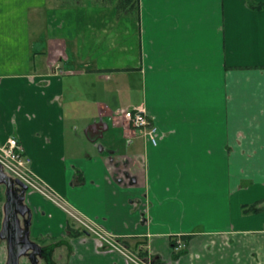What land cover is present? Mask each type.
I'll list each match as a JSON object with an SVG mask.
<instances>
[{"label":"crops","instance_id":"0c3cea01","mask_svg":"<svg viewBox=\"0 0 264 264\" xmlns=\"http://www.w3.org/2000/svg\"><path fill=\"white\" fill-rule=\"evenodd\" d=\"M118 1L0 0V145L16 138L42 183L155 264H264V211L242 213L264 203V8L139 0L120 14ZM132 107L156 146L122 116ZM22 204L34 243L67 242L59 262L127 264L88 233L68 238L40 194Z\"/></svg>","mask_w":264,"mask_h":264},{"label":"built area","instance_id":"2783aa9c","mask_svg":"<svg viewBox=\"0 0 264 264\" xmlns=\"http://www.w3.org/2000/svg\"><path fill=\"white\" fill-rule=\"evenodd\" d=\"M120 112L131 126L147 131V135L153 146L158 144V129L152 123L147 111L143 107L127 108ZM0 167L7 175L21 181L29 190L40 194L61 209L75 225L94 236L99 241L101 248L106 247L117 251L131 264H151L150 261L144 260L129 251L119 242L117 236L108 232L100 223L80 213L68 201L61 198L52 189L42 183L34 175L31 161L27 157L23 146L16 138L10 137L3 145H0ZM172 241L175 252H180L186 247L180 236L174 237Z\"/></svg>","mask_w":264,"mask_h":264},{"label":"water","instance_id":"95a60500","mask_svg":"<svg viewBox=\"0 0 264 264\" xmlns=\"http://www.w3.org/2000/svg\"><path fill=\"white\" fill-rule=\"evenodd\" d=\"M96 131H101V125L95 124L91 126L88 132L91 135L96 133ZM0 180L6 186V196L7 201L4 206V219L2 221V231L0 232V239L6 241V248L8 253V258L6 264H20V260L25 254L32 250L34 253L36 251L40 252L42 248L29 240V232L27 233L28 237L26 238L24 245L21 246V232L22 226L19 219V216L13 207V201L11 200V196L15 188H18L16 191H21V199L24 200L25 194L28 191V187L19 180H15L8 177L3 169L0 167ZM24 215L23 212H21ZM13 228V232L11 236H5L7 231L10 228ZM32 261V260H31ZM32 263V262H31Z\"/></svg>","mask_w":264,"mask_h":264},{"label":"trees","instance_id":"16d2710c","mask_svg":"<svg viewBox=\"0 0 264 264\" xmlns=\"http://www.w3.org/2000/svg\"><path fill=\"white\" fill-rule=\"evenodd\" d=\"M248 3L250 5V7L252 9H262L264 8V5H257L254 4L253 2L248 0ZM138 4H139V0H119L116 3V10L118 11V13H122V12H132L134 10H138ZM264 211V203L263 202H259L256 204H252V205H243L242 206V213L243 215L247 216V215H253V214H258ZM23 226L25 228H30L29 225V219H25L23 221ZM29 232V231H28ZM26 232V233H28ZM84 233H86L85 231H83L82 229H80L77 225H75L73 222L72 224H70L69 226V235L68 238H73L79 235H83ZM184 238V237H183ZM189 238H184L185 241H188ZM123 243L125 245H127L131 250H133L134 252L138 253L139 256L143 257V258H147V252L143 251V249L141 248L140 244L137 243L135 246H131V243L128 240L123 239L122 240ZM51 246H67V242L66 241H59L57 242L55 245H51ZM37 262V260H36Z\"/></svg>","mask_w":264,"mask_h":264},{"label":"rangeland","instance_id":"374dc122","mask_svg":"<svg viewBox=\"0 0 264 264\" xmlns=\"http://www.w3.org/2000/svg\"><path fill=\"white\" fill-rule=\"evenodd\" d=\"M135 93L132 92V93H126L125 94V98H124L125 99L124 100V105L125 106L129 103V101L131 102L132 99H136L138 97ZM0 186H1L0 187L1 188L0 189V196H1V200H0V225H1L2 224L1 222H2L3 217H4V206H5V203H6V193L4 192L3 184H0ZM22 229H23L24 232H28L29 231V229L25 228V227H22ZM183 242L185 244L184 240H183ZM0 244L6 246L5 242L3 240H1V239H0ZM39 246L42 248L43 253H42V255L36 257L37 264H65L64 262L63 263L59 262V260L57 259L58 258V254L60 253V251L56 252V248H58L60 246H51V245H44V244L43 245H39ZM2 248H0L1 252L3 253V254L1 253L3 255L1 257V260L5 259L4 264H6L7 258H8L7 248L3 247V246H2ZM128 250L131 251L132 253H134V251L131 250L130 248ZM183 251L186 252V247L184 248ZM20 264H29L27 255L23 256L21 258ZM30 264H33V261H31V259H30Z\"/></svg>","mask_w":264,"mask_h":264},{"label":"flooded vegetation","instance_id":"af4514ba","mask_svg":"<svg viewBox=\"0 0 264 264\" xmlns=\"http://www.w3.org/2000/svg\"><path fill=\"white\" fill-rule=\"evenodd\" d=\"M8 177H10V176H8ZM11 178V177H10ZM12 180H13V178H12ZM5 186V185H4ZM6 186H5V193H6ZM18 188H15L14 189V191H13V194H12V196H11V200L13 201V207L15 208V210H16V212H17V214H18V216H19V218H20V216H21V212H23L24 213V211H25V208H24V206H23V204H22V199H21V191H16ZM6 201H7V196H6ZM27 215V212L25 211V214L24 215H22V217H25ZM23 219V218H22ZM2 223V222H1ZM22 223H23V220H22ZM23 226V225H22ZM24 227V226H23ZM13 230V228L11 227L8 231H7V233L5 234V236H11V234H12V231ZM2 231V224L0 225V232ZM28 237V235H27V233L26 232H24L23 231V229H22V232H21V238H20V243H21V246L22 245H24V242H25V240H26V238ZM118 238V240H119V242L122 244V245H124L127 249H129V247L127 246V245H125L124 243H123V239L122 238H120V237H117ZM181 239H183L184 240V238L183 237H181ZM29 240L30 241H32L30 238H29ZM4 241V240H3ZM185 241V240H184ZM5 242V244H6V241H4ZM33 242V241H32ZM172 244H173V241H172ZM185 244H186V248H187V243L185 242ZM102 249H105V250H111V251H115V250H112V249H108V248H106V247H104V248H102ZM184 250V249H183ZM183 250H181L180 252H175V250H174V246H173V248H172V251H173V254H174V256H175V258H178V257H180L181 255H183L184 253H185V251H183ZM117 252V251H116ZM42 253H43V250H41L40 252H38V251H36L35 253L32 251V250H30V251H28L26 254H25V256L27 255L28 256V263L30 264V259L33 261V264H37V262H36V257L37 256H40V255H42ZM134 254H136L137 256H139L138 255V253H136V252H134ZM140 258H142V259H144V260H147V261H150V263L151 264H155V261H153L150 257H148L147 256V258H143V257H141V256H139ZM126 260V259H125ZM127 264H131V263H128L127 262Z\"/></svg>","mask_w":264,"mask_h":264}]
</instances>
